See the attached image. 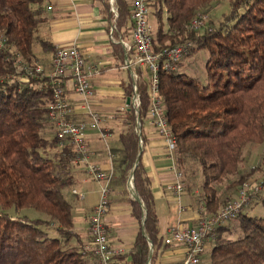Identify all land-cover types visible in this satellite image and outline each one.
I'll return each mask as SVG.
<instances>
[{
  "label": "trees",
  "instance_id": "trees-1",
  "mask_svg": "<svg viewBox=\"0 0 264 264\" xmlns=\"http://www.w3.org/2000/svg\"><path fill=\"white\" fill-rule=\"evenodd\" d=\"M42 1L0 0L4 37L0 47V264H89L90 254L69 244L73 215L64 191L73 184V152L69 146L59 147L47 118L53 102L49 79L25 77L18 69V58L33 68L36 46L54 52L38 35ZM113 1L116 16L108 0H103V9L108 24L115 27L114 37L122 40L132 28L131 5ZM211 1L150 0L149 10L157 20L154 51L190 40L194 44L190 53L202 49L208 53L205 84L161 68L159 91L176 143L177 170L182 175L190 169L199 174V201L214 215L254 173L243 171L245 146L264 142V0H230V13L218 28L200 36L187 32L184 25ZM117 50L121 52L120 45ZM132 55L130 50L128 56ZM132 92L130 81L125 93L131 97ZM138 97L137 116L131 105L126 113L127 129L119 136L115 167L123 186L133 172L140 202L131 201L132 215L145 236L137 234L131 258L132 264H146L150 245L156 252L162 240L141 156L133 169L144 141L135 125L138 119L141 126L147 116L146 85L138 86ZM263 167L264 154L256 171ZM255 199L264 206V196ZM29 209L46 218L18 215ZM216 233L209 264H264V217L243 213L231 228L224 225Z\"/></svg>",
  "mask_w": 264,
  "mask_h": 264
},
{
  "label": "crops",
  "instance_id": "crops-1",
  "mask_svg": "<svg viewBox=\"0 0 264 264\" xmlns=\"http://www.w3.org/2000/svg\"><path fill=\"white\" fill-rule=\"evenodd\" d=\"M125 1L130 5L132 0ZM40 7L43 23L39 26L38 35L53 46V51L56 48L76 47L85 62L98 69V74L90 80L93 91L91 108L105 118L109 136L101 140L96 132L87 130L84 142L92 163L105 171L110 168L114 170L110 183L109 211L104 218L107 241L110 249L119 252L114 259L115 264H132L134 241L137 234L142 233V227L132 215L131 201L135 199L127 190V185L121 184L119 170L115 167L119 136L127 129L125 117L131 104V101L128 104L129 97L125 91L129 82L133 84L137 76V69L125 67L126 60L132 58L124 49V44L132 42L131 31L122 40L114 35L110 40V24L104 13L103 0H43ZM117 45L121 46V52L117 50ZM52 53L43 52L39 46L34 49L37 62L45 72L50 70ZM66 96L74 112L71 120L85 121L80 98L73 93L69 83L66 84ZM140 133L144 140L140 144L141 164L154 198L162 240L156 252H153V248L149 252L146 264H180L184 246L165 245L163 240L170 229L197 223L200 189L188 186L182 179L184 191L177 199L171 192L176 180L173 162L168 157L163 140L147 118L140 126ZM71 176L73 184L64 191L65 198L72 205L73 215L74 235L69 244L86 250L91 241L89 218L99 199V185L85 173L81 164L72 163ZM210 249L208 245L199 264H209ZM89 264H94L90 257Z\"/></svg>",
  "mask_w": 264,
  "mask_h": 264
},
{
  "label": "built area",
  "instance_id": "built-area-1",
  "mask_svg": "<svg viewBox=\"0 0 264 264\" xmlns=\"http://www.w3.org/2000/svg\"><path fill=\"white\" fill-rule=\"evenodd\" d=\"M110 10L116 16L114 1L108 0ZM150 0H132L130 6V20L132 23V43L124 44L126 53L133 50L132 58L127 59L126 68L141 70L145 75L146 90L149 97V108L146 118L154 128L157 135L163 140L168 157L173 162L172 170L175 174V183L171 192L178 199L184 191L182 175L175 168L176 143L171 127L165 116V109L159 91V71H175V65L180 58L187 53L191 43L182 46H173L154 51L152 48V29L148 22ZM204 18H197L190 24L191 29L202 26ZM114 25L109 28V38L113 40ZM4 44V38L0 35V47ZM21 71L25 77L39 76L48 78L53 102L49 107L48 121L52 124L55 137L59 140V147L69 146L73 152L74 164H81L85 173L99 185V199L94 206L89 218V235L91 238L88 248L85 250L90 254L94 264H115L118 251L110 249L107 241L104 218L109 211L110 183L114 175L113 168L108 171L90 161V152L84 142L85 132L92 130L96 132L101 140L109 136L105 118L91 108L93 91L90 80L98 74L94 65L85 62L82 54L76 47L56 48L50 60V70L45 72L41 66L34 68L22 66ZM70 84L73 93L80 98L81 109L86 115L85 121L73 122V108L70 106L66 96V84ZM132 96L131 106L137 109L140 101L136 92ZM135 131L140 134V123L135 125ZM127 190L133 197L135 192L133 179L127 178ZM249 183H243L237 194L238 199L227 202L214 215L209 214L203 201L199 202L198 219L194 226L176 227L168 231L163 240L165 245L182 244L184 256L180 264H199L200 258L205 251L206 244L214 239L216 230L234 221L242 214L245 203L249 197ZM261 186L256 187L250 195L259 193Z\"/></svg>",
  "mask_w": 264,
  "mask_h": 264
},
{
  "label": "rangeland",
  "instance_id": "rangeland-1",
  "mask_svg": "<svg viewBox=\"0 0 264 264\" xmlns=\"http://www.w3.org/2000/svg\"><path fill=\"white\" fill-rule=\"evenodd\" d=\"M229 13H230V0H212L210 3H208L207 5H205L204 7H202L200 10H198L195 13V16L187 24L184 25V29L187 32H192V33H194V35L200 36V35L204 34L205 30L218 28L220 22H222L224 17L226 15H228ZM199 17L204 18L202 26L198 29H191L190 24L192 23L193 20H195ZM155 20H156L155 17H153V15H152V10L150 9L149 15H148V22L151 25L153 37H154L155 31L157 28V20L156 21ZM164 20H165V16H164ZM165 27H166V25L164 26V28ZM164 30L167 32V27ZM0 35L3 36L2 34H0ZM128 41H131V40L129 39ZM231 42H232L231 40L227 41L226 46L228 47L231 44ZM185 43H191V47L189 48L187 53L185 55H183L180 58V60L177 62V64L175 65V70H177V73H179V74H185L191 78L197 79L201 84H205L206 80H207L206 62L208 60V53L204 49L190 53V50L192 48H194V44L190 40H186L182 44L175 45V46H182ZM211 43L215 44L216 46L219 44L215 40H212ZM18 59H19L18 60V69H19V71H21V67L24 66V63L22 62L21 58H18ZM35 66H41V65L38 62H36V64L33 65V68ZM44 71H45V69H44ZM136 75L137 76L135 77L134 83L132 84V86L134 87V84L136 85L135 86L136 92L138 94V86L139 85L145 86L146 81L144 79L145 74L141 70H136ZM20 80L25 81L24 78H21V77H20ZM134 94H135V89L133 88V92L131 93V97H129L130 100H132V96H134ZM263 154H264V142L261 144L249 143L244 148V153H243L244 165L242 166L243 171H245V172L254 171V173H252L250 179H248L245 182V183H249V185H250V188H249V197L250 198L245 203L242 214L244 213V214H248L250 216L264 217V206L261 204V202L259 200L255 199V197L258 195L264 196V173H262V172H264V167L261 168L262 169L261 172L256 171V169L261 166V158H262ZM175 168L177 169L176 165H175ZM191 171L192 170L190 169L184 175H182V173H181L182 179L184 180V182H186L187 185H191L194 187L197 186L200 189L199 174L196 173V175H193L191 173ZM185 175H186V177H184ZM259 186H261L259 193L255 194V195H250L254 192L255 188L256 187L258 188ZM239 188H238V190H239ZM238 190L235 192V194L231 195V197H230L231 199H229L230 201H234V200L238 199V194H237ZM223 191H224L223 188H220V192H223ZM10 214L14 215L15 212L10 211ZM18 215L26 216V217L31 218V219L32 218H42V219L46 218L42 214L36 213L35 211L30 210V209L29 210H21L20 212H18ZM234 221L227 223L226 226L231 228ZM72 230L73 229H71L70 233L72 235H74ZM216 235H217V233L215 232L214 238L216 237ZM225 236L228 237L227 235H225ZM208 245H210V247H211V241L206 244V247Z\"/></svg>",
  "mask_w": 264,
  "mask_h": 264
},
{
  "label": "water",
  "instance_id": "water-1",
  "mask_svg": "<svg viewBox=\"0 0 264 264\" xmlns=\"http://www.w3.org/2000/svg\"><path fill=\"white\" fill-rule=\"evenodd\" d=\"M130 101L131 100L128 99V104L130 103ZM137 124H139V120L138 119L136 120V125ZM140 144H141V141H140ZM139 157H140V152L138 153V155L136 157L135 163L133 165V169L137 166L138 161H139ZM130 179H133V172H131V174H130ZM133 198L135 199V201L140 202V199H139L138 195L136 194V192L133 193ZM142 234L145 236L143 228H142ZM149 252H152L151 245H150V251Z\"/></svg>",
  "mask_w": 264,
  "mask_h": 264
}]
</instances>
